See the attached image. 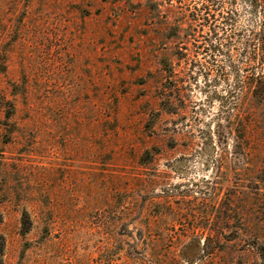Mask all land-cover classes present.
Returning a JSON list of instances; mask_svg holds the SVG:
<instances>
[{"label":"rangeland","instance_id":"rangeland-1","mask_svg":"<svg viewBox=\"0 0 264 264\" xmlns=\"http://www.w3.org/2000/svg\"><path fill=\"white\" fill-rule=\"evenodd\" d=\"M248 6L0 0V264H264V113L240 96L237 157L207 51L209 15L258 28Z\"/></svg>","mask_w":264,"mask_h":264},{"label":"trees","instance_id":"trees-1","mask_svg":"<svg viewBox=\"0 0 264 264\" xmlns=\"http://www.w3.org/2000/svg\"><path fill=\"white\" fill-rule=\"evenodd\" d=\"M232 3V2H231ZM246 3L249 5L248 8L251 14L258 15L261 18L260 26L258 28H252L249 30H238L234 31L235 24L232 23V18L234 15H225L222 17V21L217 23V17L214 14H210L211 22L209 21V44L207 46V51L212 60H216V55L225 56L229 67L232 69L234 74V83L225 91V96H217L216 92H211V99H221L223 106L222 108L226 111V140L229 139V136L233 139V133L237 132L238 137L235 139L233 154L237 157L245 158L246 154V136L244 131L240 128L241 120H238L237 117L234 118L233 115L237 108L239 107V98L242 94H249L251 100V107L258 112L264 113V0H246ZM223 8L224 3L212 5V7ZM228 27L230 33L228 34ZM228 38V42H224L223 37ZM235 38V43L233 48H230V43ZM243 47L237 48L240 52V59L243 63H248V65H253V71H250V68L239 69L235 64L236 60L232 50L236 49L238 46ZM187 51V48L183 47L178 50L177 55L178 60H181L185 57L183 51ZM252 67V66H250ZM252 67V68H253ZM181 79V78H180ZM216 79L213 80L215 82ZM174 83L171 81L172 88L174 92L166 98V103L169 107H172V100L174 95L179 97L178 92L180 93L181 86H179V76H176ZM214 86V85H213ZM179 89L178 92H176ZM180 99V98H178ZM161 103L166 105L165 102ZM172 113V112H170ZM174 114V113H172ZM223 136V135H222ZM224 138V137H223ZM148 155V152H145V157ZM144 161V156L142 158ZM145 162H143L144 164ZM0 253H2V245L0 244Z\"/></svg>","mask_w":264,"mask_h":264}]
</instances>
